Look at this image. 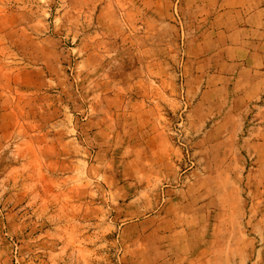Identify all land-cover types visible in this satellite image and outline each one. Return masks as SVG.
Listing matches in <instances>:
<instances>
[{
    "label": "rangeland",
    "instance_id": "374dc122",
    "mask_svg": "<svg viewBox=\"0 0 264 264\" xmlns=\"http://www.w3.org/2000/svg\"><path fill=\"white\" fill-rule=\"evenodd\" d=\"M231 2L0 0V264H264V14Z\"/></svg>",
    "mask_w": 264,
    "mask_h": 264
},
{
    "label": "crops",
    "instance_id": "0c3cea01",
    "mask_svg": "<svg viewBox=\"0 0 264 264\" xmlns=\"http://www.w3.org/2000/svg\"><path fill=\"white\" fill-rule=\"evenodd\" d=\"M210 1H212V2L216 5V7H214V8H215V14H214V17H213V19L211 20V25H212L213 27H215V26H219V25H222V22H223V18H224V17H226V16H232V15H234V14H238V16L240 17V20H242V18H241V15H242V14H241V9H237V7L232 6V2H231V1H233V0H226L225 3H223L222 0H210ZM238 1H241V3H242L243 0H238ZM246 1H253V3H256L255 6H252L251 4L246 5L245 9H246V11L248 12V16H249V17L251 16V14H252L253 12H256V13H258V14H264V7H263V6H260L257 2H254L255 0H246ZM252 7H255V10H254V11H251ZM243 9H244V8H243ZM251 21H252V20H251ZM227 22H229V20H227ZM252 22H254V21H252ZM211 25H210V26H211ZM251 32L257 33V32H259V31H251ZM257 45H258V46H261V47H264V40L262 41V43L259 41V42L257 43ZM254 55L260 56L262 59H263V57H264V53H262V54L257 53V54H256V53L254 52ZM258 64H261V60L259 61ZM240 65H241V64H240ZM251 66L254 67V68L256 69V67H257L258 65L254 64V65H251ZM244 68H245V67L240 68L242 72H243ZM254 74H255L256 76H255V77H252V78H256L259 74H261V72H260L259 70H258V71L256 70V71L254 72ZM250 77H251V76H250Z\"/></svg>",
    "mask_w": 264,
    "mask_h": 264
}]
</instances>
